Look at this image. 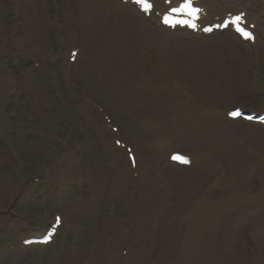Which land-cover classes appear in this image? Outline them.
Segmentation results:
<instances>
[{
	"label": "rangeland",
	"instance_id": "374dc122",
	"mask_svg": "<svg viewBox=\"0 0 264 264\" xmlns=\"http://www.w3.org/2000/svg\"><path fill=\"white\" fill-rule=\"evenodd\" d=\"M202 1L209 10V22L239 10L247 12L248 20L258 17L256 40L242 41L243 55L228 52L226 46L222 50L224 33L233 34L229 29H171L177 33L178 44L188 45L194 58L190 68L177 70L158 43L159 13L165 8L161 4L142 13L121 0L82 4L78 0H0V264L178 263L177 233L188 221L190 203L211 194L219 199L235 197L243 186L254 199H264V168L237 177L241 173L225 167V159L208 164L204 158L211 160V150L197 144L168 141L170 148L162 150L157 140L147 141L140 135L131 110L113 101L110 85L123 78L141 92L139 77L144 71L155 72V91L163 92L160 105L171 95L170 112L164 116L170 124L183 115L178 104L186 96L161 72L168 70L189 83L199 74L207 82L202 102L217 105L226 118V112L237 106L256 114L264 111V2ZM99 5L114 22L138 33L143 50L142 56L134 57V49H127V56L138 61V69L124 64L123 76L111 74L105 86L100 82L103 78L94 75L98 73L93 70L83 15ZM104 42L123 61L121 48L110 38ZM182 70L189 77L179 75ZM246 91L250 93L244 95ZM149 95L151 105L155 96ZM235 125L239 132L251 134L253 158L264 159V124L239 118ZM173 151L199 155L197 163L179 166L199 174L202 191L181 201L169 224L173 227L161 231L168 213L152 217L160 206V187L146 203L143 169L149 160L153 170L170 176L173 167L166 164ZM130 154L135 157L133 163ZM210 175L213 181L238 179L233 180V189L218 186L215 191L211 183L201 185ZM254 209L233 247L224 245L223 253L233 264H264V238L257 233L264 226V205ZM55 214L62 222L50 243L23 244L25 238L41 235ZM216 239L222 240V230L216 231Z\"/></svg>",
	"mask_w": 264,
	"mask_h": 264
},
{
	"label": "bare ground",
	"instance_id": "6f19581e",
	"mask_svg": "<svg viewBox=\"0 0 264 264\" xmlns=\"http://www.w3.org/2000/svg\"><path fill=\"white\" fill-rule=\"evenodd\" d=\"M78 1L80 4L86 3V0ZM178 1L171 0L166 5L165 0H154L157 4L163 3L166 6V10L170 6H175ZM89 8V12H84L83 15L87 37L91 43L90 56L92 58L93 70L98 73L94 75L103 78L104 80L100 79V82L105 86L111 74L123 76L124 64L138 69V61L136 59L131 60V57L127 56V49H134V57L135 55L139 56L143 50L136 38L138 33L134 30L125 29L117 21L114 22L108 11L105 8L102 9L101 5ZM134 13L140 16L139 12L136 13V10ZM203 13V9L202 12L200 10L198 18L199 16H203ZM170 30L171 28L166 26L158 29L160 33L158 43H160L159 47L163 56L171 59L177 70H180L182 66L190 68L194 58L192 52L189 51V46L179 45L178 39L175 37L177 33ZM224 34L226 37L223 40V51H225L226 46L228 52L239 53L241 51L243 55L246 54L241 41L233 34ZM109 38L113 40L116 46L121 48L124 56L123 61L104 42ZM144 72L143 76L139 77L143 89L141 92H139V89L133 83L129 82L126 84L123 78H121L119 84L109 85L114 91L113 101L115 104L117 103L119 107L123 108L127 106L131 110V115L134 117V126L147 141L157 140V143H159L158 147L162 150L170 148L166 147L169 143L168 141H182L184 144L192 143L199 145L201 148L203 147V149H210L209 158L211 160L209 161L208 158H204L205 161L209 164L211 161L218 159L223 163V159H225V167L229 168L232 166L236 172L241 173V175H236L237 177L264 168L263 158H260L259 161L257 158L254 157L255 160L253 158V149L250 147L251 134L239 132L237 129L235 124L238 122V119L232 120L226 118L217 105H205L202 102V96L205 93L203 90L206 88L207 82L199 74L194 77V82L189 83L178 80L177 73L174 75L173 72L170 73L168 70L161 71L163 74H166L168 79L174 82V86L177 89L182 91L178 93L186 96V99L181 100L178 104L183 115L167 124L164 116L170 112L171 95L166 94L169 97L166 98L165 105H160L159 101L163 98V92L155 91L158 77L155 72ZM182 73L179 72V75H184V79L189 77L188 72L182 70ZM97 85L101 87V85ZM137 90L138 92H136ZM169 93L174 95L177 92ZM249 93L248 91L243 92L244 95ZM147 95L153 98L155 96V102L151 105H149V100L147 102ZM110 100L112 101V99ZM198 157L199 155L193 154L191 162L197 163ZM145 163L143 169L144 186H142L145 202H151L153 199L152 191L158 190L159 186L160 206L155 208L156 211L152 214V217L156 218L158 216L156 213L159 215L168 213L165 216L166 223H162L163 221H161L162 224H165L161 229L162 231L173 227L169 224L172 223V219L176 215L181 201L189 196L196 197L197 193L202 191L197 184L201 177L199 174L191 171V169H181L180 167L182 166L175 163L167 162L166 164L173 167L170 169L173 171V173H170V176L165 175L159 169L153 170L152 163L149 160ZM237 179L230 177L227 182H224L222 179L213 181L210 175L209 177H205L201 185L211 183L216 191L218 186L232 188L233 180ZM199 189L200 191H198ZM202 193L206 194L205 192ZM160 197L163 202H160ZM224 198L219 199L216 194L204 195L195 204L190 203L189 216L186 219L188 221L182 226V230H179L177 233L180 239L176 250L180 253L181 260L178 263H174L172 260H165L163 264H233V261L226 258L223 253V250H225L224 245L227 248L229 246L233 247L238 231L243 224H246L248 209L251 208L254 202L262 207L264 199H254L251 192L245 186H243L242 192L240 191L235 197ZM148 224L151 226V221ZM217 230H222V240L220 242L216 239ZM257 233L260 237L264 238V226L258 228Z\"/></svg>",
	"mask_w": 264,
	"mask_h": 264
},
{
	"label": "snow or ice",
	"instance_id": "6c2138e0",
	"mask_svg": "<svg viewBox=\"0 0 264 264\" xmlns=\"http://www.w3.org/2000/svg\"><path fill=\"white\" fill-rule=\"evenodd\" d=\"M138 3L146 4V3H149V0H138ZM239 20H240V17H237L236 21H239ZM232 115H236V114L233 113ZM173 159H183V158L182 157H178V156H174Z\"/></svg>",
	"mask_w": 264,
	"mask_h": 264
}]
</instances>
